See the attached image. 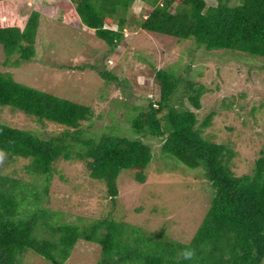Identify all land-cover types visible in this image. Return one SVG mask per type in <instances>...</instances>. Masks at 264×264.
<instances>
[{
  "label": "trees",
  "instance_id": "trees-1",
  "mask_svg": "<svg viewBox=\"0 0 264 264\" xmlns=\"http://www.w3.org/2000/svg\"><path fill=\"white\" fill-rule=\"evenodd\" d=\"M15 1L0 0V45L6 59L18 54L17 64L35 55L41 13L30 11L23 26L15 17L2 18ZM58 1L57 19L80 20L112 51L124 40L125 28L137 27L192 39L204 51L225 49L264 59V0H217L214 5L206 0H69L67 8ZM136 1L149 8L127 17ZM104 68L99 70L102 79L116 78ZM155 79L158 97L149 96L145 107L134 106L138 111L127 117L131 135L104 132L94 138L81 137L82 123L92 121V107L24 85L0 71V105L62 126L60 134L41 138L0 121V153L11 160L26 159L17 171L0 172V264H23L29 251L50 264H64L81 239L99 245L97 264H264V149L251 172L237 174L233 147L202 134L215 114L211 111L199 122L195 110L201 108L203 86L167 68L155 71ZM180 86L195 110L172 103ZM147 135L160 138L162 154L203 168L212 187L209 206L189 237L176 239L169 233L171 218L157 230H147L110 215L90 222L62 221L61 211L47 207L55 162L70 159L76 145L82 148L74 156L92 180L104 185L105 197L115 205L122 170H131L138 182L147 179L153 157L151 145L143 140ZM170 212L162 210L164 216ZM188 248L195 257L180 259L179 253Z\"/></svg>",
  "mask_w": 264,
  "mask_h": 264
},
{
  "label": "rangeland",
  "instance_id": "rangeland-1",
  "mask_svg": "<svg viewBox=\"0 0 264 264\" xmlns=\"http://www.w3.org/2000/svg\"><path fill=\"white\" fill-rule=\"evenodd\" d=\"M216 1L206 0V3L214 5ZM58 2L16 0L15 8L8 7L2 18L15 17L21 26L30 11L38 10L41 15L34 57L16 64L18 54L6 59L0 45V71L8 72L24 85L92 107V121L82 123L81 137L97 138L104 132L131 135L127 117L138 111H134V106L145 107L149 96L159 95L155 71L172 69L176 75L181 74L203 86L199 110L192 107L186 95L182 97L181 86L172 103L194 109L199 122L214 111L210 125L202 129V134L233 147V169L237 174L251 172L255 159L264 149L263 58L225 49L204 51L192 39L177 40L137 27L125 28L124 40L112 51L80 20L57 19ZM137 3L131 6L127 17L132 16L133 11L138 13L149 8L147 4ZM141 4L143 7L138 6ZM61 5L67 8L72 4L61 0ZM115 24L112 28H116ZM103 68L112 70L116 78L102 79L99 70ZM0 121L41 138L62 132V126L38 121L10 106L0 105ZM143 140L153 150L147 179L138 182L131 170H122L117 179L119 192L115 205L105 197L104 185L92 180L83 162L74 156L73 151L82 148L76 145L70 159L59 158L55 162L46 196L47 207L61 211L62 221L76 222L80 218L90 222L110 215L147 230H157L164 219L171 218L174 223L169 224V233L176 239L189 237L202 220L212 196L204 170L187 167L162 154L158 137L147 135ZM25 161L23 158L11 160L0 153V172L17 171ZM162 210L171 212L164 216ZM100 255L97 243L81 239L64 264H97ZM21 262L50 264L30 251Z\"/></svg>",
  "mask_w": 264,
  "mask_h": 264
},
{
  "label": "clouds",
  "instance_id": "clouds-1",
  "mask_svg": "<svg viewBox=\"0 0 264 264\" xmlns=\"http://www.w3.org/2000/svg\"><path fill=\"white\" fill-rule=\"evenodd\" d=\"M195 257L194 249H184L179 253V258L183 260H192Z\"/></svg>",
  "mask_w": 264,
  "mask_h": 264
}]
</instances>
